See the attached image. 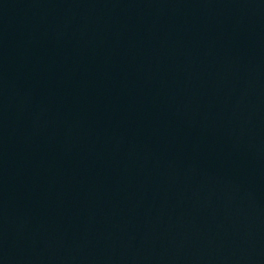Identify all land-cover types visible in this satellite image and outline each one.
Returning a JSON list of instances; mask_svg holds the SVG:
<instances>
[{"label": "water", "instance_id": "water-1", "mask_svg": "<svg viewBox=\"0 0 264 264\" xmlns=\"http://www.w3.org/2000/svg\"><path fill=\"white\" fill-rule=\"evenodd\" d=\"M219 264H264V0H249L229 135Z\"/></svg>", "mask_w": 264, "mask_h": 264}]
</instances>
